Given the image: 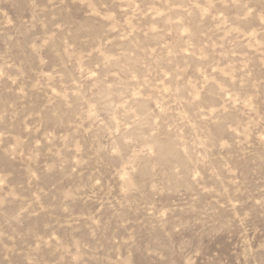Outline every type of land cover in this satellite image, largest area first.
I'll list each match as a JSON object with an SVG mask.
<instances>
[{"label":"rangeland","instance_id":"obj_1","mask_svg":"<svg viewBox=\"0 0 264 264\" xmlns=\"http://www.w3.org/2000/svg\"><path fill=\"white\" fill-rule=\"evenodd\" d=\"M0 264H264V0H0Z\"/></svg>","mask_w":264,"mask_h":264},{"label":"clouds","instance_id":"obj_2","mask_svg":"<svg viewBox=\"0 0 264 264\" xmlns=\"http://www.w3.org/2000/svg\"><path fill=\"white\" fill-rule=\"evenodd\" d=\"M205 11H207V9H206ZM219 15H221V16H222L223 14L221 13V14H219Z\"/></svg>","mask_w":264,"mask_h":264}]
</instances>
